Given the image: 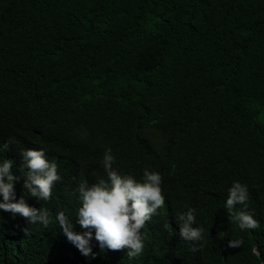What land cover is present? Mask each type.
I'll list each match as a JSON object with an SVG mask.
<instances>
[{
  "label": "trees",
  "instance_id": "obj_1",
  "mask_svg": "<svg viewBox=\"0 0 264 264\" xmlns=\"http://www.w3.org/2000/svg\"><path fill=\"white\" fill-rule=\"evenodd\" d=\"M9 140L0 162L13 160L16 199L50 222L0 209V264H264V0H0V147ZM40 148L61 176L48 201L23 187L20 154ZM109 148L121 173L162 176L165 205L131 260L94 230L83 256L56 219L83 231L77 188L107 179ZM234 181L255 230L229 219ZM188 208L199 241L179 234Z\"/></svg>",
  "mask_w": 264,
  "mask_h": 264
},
{
  "label": "clouds",
  "instance_id": "obj_2",
  "mask_svg": "<svg viewBox=\"0 0 264 264\" xmlns=\"http://www.w3.org/2000/svg\"><path fill=\"white\" fill-rule=\"evenodd\" d=\"M11 143V140L5 142L0 147V152L8 150ZM20 155L23 167L27 169L23 187L38 201L50 200L53 186L61 180L57 163L46 158L43 148L27 149ZM115 159L112 150L106 149L102 165L107 179L101 178L91 184L83 181L78 185L77 192L81 206L77 212L76 222L83 231H74L72 221L63 211L56 217L67 240L85 257L95 255L90 246L93 238L92 230H94L95 239L102 250L106 248L119 251L127 248L129 260L138 258L145 248L146 222L165 205L162 176L159 172L145 169L142 179H137L133 174L121 173L114 167ZM12 168V159H3L0 162V196H2L0 209L10 212L13 217L19 215L29 223L40 222L47 227L50 222L47 208L29 206L23 196L16 199L14 184L20 177L13 174ZM248 200L247 186L234 181L228 190L225 208L229 213V219L241 230H255L260 227V222L246 210ZM237 205L244 207L237 210ZM195 213L194 208H188L178 216L179 234L185 240L199 241L202 238L204 229L193 226ZM242 243V240H230L228 246L236 248Z\"/></svg>",
  "mask_w": 264,
  "mask_h": 264
}]
</instances>
